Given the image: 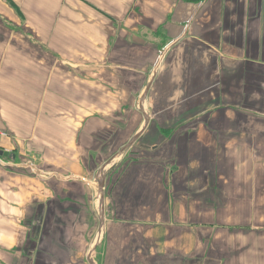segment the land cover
<instances>
[{
  "label": "crops",
  "instance_id": "crops-1",
  "mask_svg": "<svg viewBox=\"0 0 264 264\" xmlns=\"http://www.w3.org/2000/svg\"><path fill=\"white\" fill-rule=\"evenodd\" d=\"M199 5L191 0H0V49L6 46L2 50L8 54L16 36L25 42L24 29L30 31L28 39H52L58 23H69L76 35L86 24L83 36L95 40L96 49L102 54L123 50L145 74L159 48L181 36L190 22L164 55L147 93L149 123L137 139L145 147L108 173L106 241L145 245L143 255L135 246V264H264V0ZM112 17L125 26L119 42L111 39L117 34ZM130 39L135 42L127 43ZM66 61L61 58L60 66ZM113 66L134 71L122 63ZM138 87L144 88L143 82ZM194 100L201 105L191 111ZM64 113L31 112L25 128L15 125L17 131L1 141L0 156L10 165L0 166V264H33L36 249V263L42 262L45 215L70 218L66 245L73 235L78 238L75 189L83 183L87 192L85 186L94 185L79 149L99 147H82L79 130L62 121ZM132 125L124 145L143 122ZM114 257L110 261L119 264L132 260L126 254Z\"/></svg>",
  "mask_w": 264,
  "mask_h": 264
},
{
  "label": "rangeland",
  "instance_id": "rangeland-1",
  "mask_svg": "<svg viewBox=\"0 0 264 264\" xmlns=\"http://www.w3.org/2000/svg\"><path fill=\"white\" fill-rule=\"evenodd\" d=\"M65 7L67 12H64L63 18L67 19V13L70 11L69 6L65 5ZM20 14L24 17L21 11ZM215 15H217L216 11ZM114 20L112 17V21ZM51 25L47 27L50 29ZM76 25L79 28L83 26L80 21ZM112 26L117 27V34L112 35L111 39L119 42L120 36H126L125 26L117 21L112 22ZM57 27L50 33L53 36L52 39L48 38L47 34L45 38L48 39L39 37L28 39L29 29L19 27V30L24 29L22 38L25 42L20 41L16 36L14 49H8V54L6 49L2 50L6 46L0 49V129L12 135L14 131H17L15 125L20 124L18 128L21 130L25 128L23 122L30 117L29 113L48 112L50 108L58 113L65 112L62 115L64 117L62 121L67 119L66 123H73L77 131L79 130L78 140L82 142V147L88 148L92 143L96 144L94 149L99 147L94 151L89 150L90 154L85 148L83 150L81 145L79 149L80 161L88 170L89 175L87 176L92 177L94 174L93 183L95 186H85L86 192L82 189L83 183H79L75 189L79 192L80 197L77 215H73V225L78 230L77 240L73 235V239L66 245V227L69 217L64 215L62 218L55 219L51 215H45L47 232L43 238H45L47 249L46 253L43 252L39 256L42 261L39 262L40 264H88V251L95 243L93 240L95 238L97 240L99 233L98 184L101 180L100 168L117 153L118 148L128 138V129L133 126L132 124L137 123L138 127L143 122V115L138 108L143 88H139L138 85L140 82H143L144 86L146 85L155 61L146 69V78L145 74H141L142 70L135 67L138 65L137 62L130 59V55L124 54L123 50L121 53L120 51L104 53L106 59L102 61L101 58L104 54L100 48L96 49L93 46L95 40H88L83 36V34L87 36L86 24L83 26V31L76 30L79 35L72 34L70 24L65 21L58 23ZM91 30V36L95 35V30L93 28ZM80 34L84 38L80 37ZM126 42L130 44L135 40L130 39ZM162 49V47L159 48V54ZM171 56L173 54L168 55L165 61ZM61 58L67 60L63 62L65 65L60 66ZM72 62L78 63L79 68H74L75 64ZM102 62L122 63L134 71H126L128 69L124 66H113L115 64L112 67L107 65L103 70L93 67ZM88 67L91 69H87ZM136 71L139 72L138 75H136L138 73H135ZM88 90L93 93V99L87 98L88 95H92L88 93ZM76 97H79V102L75 103ZM145 104L146 112H148L147 103L145 102ZM200 105L199 100H194L189 106L191 111H195ZM45 107L48 108L45 109ZM187 108L188 106L186 110ZM43 116L51 117V115ZM63 128L67 129V125L64 123ZM63 138L66 142L65 132ZM144 144H146L144 141L136 140L121 159L106 166L103 190L105 225L110 217L109 210L111 208L107 200L108 173L120 162L131 157L136 149L145 147ZM149 149H153V146ZM242 223L246 225L245 222ZM244 227L246 228V226ZM106 236V227L104 226L100 243L92 255L91 260L94 264H119L110 260L114 256L115 259L123 254L132 259L128 264H135L137 254L135 248L139 247L140 255L145 254L147 250L145 245L115 246L108 240L106 241ZM31 238L33 237L31 236ZM35 253L33 264H38L36 263L38 262L37 249ZM184 264L191 263L185 262ZM208 264H213V262Z\"/></svg>",
  "mask_w": 264,
  "mask_h": 264
},
{
  "label": "water",
  "instance_id": "water-1",
  "mask_svg": "<svg viewBox=\"0 0 264 264\" xmlns=\"http://www.w3.org/2000/svg\"><path fill=\"white\" fill-rule=\"evenodd\" d=\"M206 0H203L201 2V4L199 5L198 9L201 7V5L205 2ZM197 12V11H196ZM195 12V13H196ZM190 22L187 23L186 28H185V32L182 33L181 36H179L178 38L174 39L172 42H170L167 46H165V48L161 51L159 57L157 58L153 68L151 69V76L150 79L148 80L147 84L144 86L141 96H140V101H139V110L143 115L144 121H143V125L141 126V128L128 140V142L123 145L118 151L117 153L110 159L108 160L105 164H103L100 168V174H101V180L99 183V187H98V196H99V209H100V220H99V233H98V237L97 240L95 241V243L93 244V246L90 248V250L88 251L87 254V260L89 263L94 264L92 262V255L93 252L95 251L97 245L100 243L101 240V235H102V227H104V222H105V215H104V200H103V188H104V180H105V176H106V166L110 163H113L114 161H118L119 159H121L123 157V154L128 150V148H130L131 146L134 145L135 141L139 138L140 135H142V133L144 132L145 128L147 127L148 123H149V116L148 113L146 112V109L144 107V103H145V98L147 96V93L150 89L151 83L159 69V66L161 64V60L164 56V54L172 47L174 46L182 37L185 36L187 27L189 25ZM3 155L5 156H13V154H7L6 152H2Z\"/></svg>",
  "mask_w": 264,
  "mask_h": 264
},
{
  "label": "built area",
  "instance_id": "built-area-1",
  "mask_svg": "<svg viewBox=\"0 0 264 264\" xmlns=\"http://www.w3.org/2000/svg\"><path fill=\"white\" fill-rule=\"evenodd\" d=\"M9 137H10V134L7 131L0 129V145H1V141L3 139L9 138ZM1 150L3 151V149L0 147V151ZM4 159H5L4 157L0 156V166H8V165H10V161L7 162Z\"/></svg>",
  "mask_w": 264,
  "mask_h": 264
},
{
  "label": "trees",
  "instance_id": "trees-1",
  "mask_svg": "<svg viewBox=\"0 0 264 264\" xmlns=\"http://www.w3.org/2000/svg\"><path fill=\"white\" fill-rule=\"evenodd\" d=\"M203 0H191V2H196L197 3V5H199V4H201V2H202ZM164 46L165 45H163V46H161L162 48H164Z\"/></svg>",
  "mask_w": 264,
  "mask_h": 264
},
{
  "label": "bare ground",
  "instance_id": "bare-ground-1",
  "mask_svg": "<svg viewBox=\"0 0 264 264\" xmlns=\"http://www.w3.org/2000/svg\"><path fill=\"white\" fill-rule=\"evenodd\" d=\"M165 54H166V53H165ZM165 54H164V55H165ZM163 57H164V56H163ZM162 60H163V58H162ZM162 60H161V62H162ZM151 84H152V83H151ZM145 100H146V98H145ZM103 200H104V198H103Z\"/></svg>",
  "mask_w": 264,
  "mask_h": 264
}]
</instances>
